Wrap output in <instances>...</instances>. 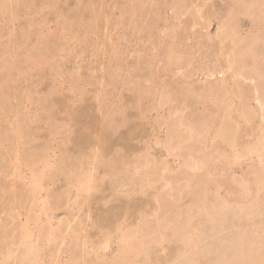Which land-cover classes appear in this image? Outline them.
Returning a JSON list of instances; mask_svg holds the SVG:
<instances>
[{"label":"rangeland","instance_id":"1","mask_svg":"<svg viewBox=\"0 0 264 264\" xmlns=\"http://www.w3.org/2000/svg\"><path fill=\"white\" fill-rule=\"evenodd\" d=\"M0 264H264V0H0Z\"/></svg>","mask_w":264,"mask_h":264},{"label":"bare ground","instance_id":"2","mask_svg":"<svg viewBox=\"0 0 264 264\" xmlns=\"http://www.w3.org/2000/svg\"><path fill=\"white\" fill-rule=\"evenodd\" d=\"M10 60V59H9ZM8 62V61H7ZM16 66V65H15ZM4 69V68H3ZM12 69V68H11ZM14 70H15V68H14ZM10 72V71H9ZM17 131V130H16ZM40 176V175H39ZM40 178V177H39Z\"/></svg>","mask_w":264,"mask_h":264}]
</instances>
